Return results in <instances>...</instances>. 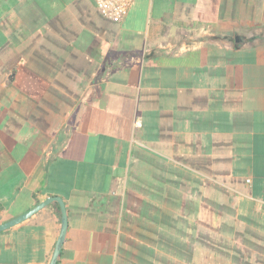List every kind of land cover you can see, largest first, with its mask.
<instances>
[{
  "label": "crops",
  "instance_id": "1",
  "mask_svg": "<svg viewBox=\"0 0 264 264\" xmlns=\"http://www.w3.org/2000/svg\"><path fill=\"white\" fill-rule=\"evenodd\" d=\"M53 195L57 264H264V0H0V223ZM60 230L52 202L0 264Z\"/></svg>",
  "mask_w": 264,
  "mask_h": 264
},
{
  "label": "water",
  "instance_id": "2",
  "mask_svg": "<svg viewBox=\"0 0 264 264\" xmlns=\"http://www.w3.org/2000/svg\"><path fill=\"white\" fill-rule=\"evenodd\" d=\"M52 202H57L59 204L60 211H61V230H60V234L55 244V248H54L51 260H50V264H57L59 256L61 254L64 241H65L68 224H69L67 206H66V203L63 197L59 195L48 196L45 200L37 203L35 206L30 208L26 212L18 216H15L11 218L10 220L0 223V231L8 229L26 220L27 218L35 214L37 211H39L40 209L44 208L45 206L49 205Z\"/></svg>",
  "mask_w": 264,
  "mask_h": 264
},
{
  "label": "built area",
  "instance_id": "3",
  "mask_svg": "<svg viewBox=\"0 0 264 264\" xmlns=\"http://www.w3.org/2000/svg\"><path fill=\"white\" fill-rule=\"evenodd\" d=\"M94 2L103 16L121 22L128 15L134 0H94Z\"/></svg>",
  "mask_w": 264,
  "mask_h": 264
},
{
  "label": "trees",
  "instance_id": "4",
  "mask_svg": "<svg viewBox=\"0 0 264 264\" xmlns=\"http://www.w3.org/2000/svg\"><path fill=\"white\" fill-rule=\"evenodd\" d=\"M57 203V202H56ZM58 204V203H57ZM59 205V204H58Z\"/></svg>",
  "mask_w": 264,
  "mask_h": 264
}]
</instances>
